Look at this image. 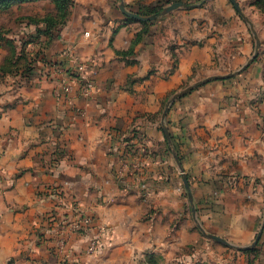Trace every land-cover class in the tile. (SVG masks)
<instances>
[{
	"label": "crops",
	"instance_id": "obj_1",
	"mask_svg": "<svg viewBox=\"0 0 264 264\" xmlns=\"http://www.w3.org/2000/svg\"><path fill=\"white\" fill-rule=\"evenodd\" d=\"M70 1L49 44L31 21L57 17L50 0L15 4L23 19L0 34V264L29 248L26 264H56L51 241L41 244L36 232L49 229L52 211L64 220L73 198L114 226L118 244L141 245L143 224L131 217H140L142 206L117 198L124 187L118 172L140 166L123 182L182 179L159 129L167 103L208 77L240 69L254 52V36L229 0H208L147 26L129 22L120 6L164 0ZM248 13L264 51V15L252 6ZM81 79L93 82L90 96L81 93ZM65 83L73 87L68 96ZM168 126L195 197L224 199L212 209V231L240 247L252 245L264 213V62L179 99ZM54 192L68 199L63 206L51 200ZM101 197L115 201L99 205ZM156 227L151 245L159 241ZM258 249L257 264H264V232Z\"/></svg>",
	"mask_w": 264,
	"mask_h": 264
},
{
	"label": "rangeland",
	"instance_id": "obj_2",
	"mask_svg": "<svg viewBox=\"0 0 264 264\" xmlns=\"http://www.w3.org/2000/svg\"><path fill=\"white\" fill-rule=\"evenodd\" d=\"M5 1L9 2L0 5V34L12 31V26L14 25V23H12L13 20L16 22L23 19L20 17L22 15L21 11H13L14 5L17 3H30L19 2L17 0ZM178 2H182L189 7H182L174 11L199 8L204 6L208 0H164L163 4L154 7H144L140 5L139 8L134 7L132 9H126L145 18L156 17L154 21H158L173 13L174 11L165 13V10ZM229 2L234 6L231 0H229ZM236 2L238 4V8H235L236 12L254 36V52L249 61L240 69L229 71L222 75L212 76L223 78L214 79L210 82L231 81L242 76L251 65L261 61L264 62V51L262 50L259 32L251 18L252 14L248 13L252 6L256 8L260 14L264 15V0H236ZM2 3L5 2L3 1ZM142 8H156L157 12L153 15L143 16L142 13H139V10ZM18 15L19 17L16 18ZM128 21L140 22L142 24L146 23L136 19ZM31 24L38 27L37 31H47V25L44 21H31ZM259 24L264 26V20L262 19ZM55 28L56 27L51 28V30ZM144 30L149 31L147 28ZM255 32L261 44L258 50ZM146 34H148V32ZM46 35H48L47 43L49 44L53 37L50 33ZM36 39L37 37L31 38L30 42H34ZM25 45L26 44H23L22 46L24 47ZM13 49L15 50V48ZM23 52L25 53L24 48L18 56V61L22 58ZM27 71L28 70H25V72ZM3 76H5V71H0V79ZM169 114L170 110L165 117L162 115L159 119V129L163 133L167 145V150L165 151L171 157L173 156V159L180 168V177L182 179L173 181L170 176L165 175L156 182L147 178H141L135 182H123L121 179L125 178V175H132L129 174L132 172V169L138 171L140 166H132L131 170L127 169L126 171H122L121 169V171L118 172L119 180H117V183L124 187L123 190L119 191L121 195L117 196V198L123 200L128 198L131 200L134 199L136 204L139 203L142 206L143 213L140 217H131L136 218L135 223L141 222L143 224V237L140 238L142 239L141 245L137 243V241L131 243L130 240L118 244L120 233H118V235L115 233L113 229L114 226H109L106 220H103L102 215L96 210H93V212L88 211L84 207L82 209L80 202L73 198L68 201L71 210L68 214H64V220L62 214L60 215L52 211L48 214L47 225L49 229L46 228L44 232L41 230L36 232V237H38L41 244L51 241L52 247H50L49 250L52 255L56 256V264H243V259L239 257L243 254L247 257V262L245 260V264H257L261 254L258 246L260 245L264 232V213L260 220L259 231L254 242L247 247H240L212 231V209L217 202H219L218 205H220L221 201L224 199L213 197L198 199L195 197V189H193L192 183L189 181L188 177L183 174L184 171L182 170L181 159L176 149L172 147V143H175V137L170 132L168 126ZM171 191H173V194H171ZM55 193L56 192L51 194V196H53L51 200H57V206H63L68 199L59 198V193L56 196ZM135 195H138V198L135 199ZM97 200L99 205H106L107 207L112 203V200L104 197L97 198ZM114 201L115 200H113V203ZM75 203L78 204L77 207H75ZM117 203L122 204L121 201ZM73 207H75V209H73L74 212L72 213ZM129 224H132V222L124 223L125 226ZM156 225L159 241L157 245L155 243L151 245V230ZM259 234H261V237L257 242ZM32 249L29 248L27 251H22L18 259H9L4 264H26V262H30V254L33 253ZM43 263L46 264L45 262Z\"/></svg>",
	"mask_w": 264,
	"mask_h": 264
},
{
	"label": "water",
	"instance_id": "obj_3",
	"mask_svg": "<svg viewBox=\"0 0 264 264\" xmlns=\"http://www.w3.org/2000/svg\"><path fill=\"white\" fill-rule=\"evenodd\" d=\"M231 2L233 3V5L235 6V8H238V4L236 2V0H231ZM182 7H186L188 8L189 6L188 5H185L184 3H175L171 6H169L168 8H166L165 10V13H170L176 9H179V8H182ZM120 9L122 11V13L124 15H126L127 17L129 18H133V19H136L138 21H141V22H150V21H154L156 19V17H148V18H145V17H142L141 15L139 14H136V13H132L130 11H128L125 7L124 4H122L120 6ZM255 34V38L257 40V50L259 49L260 47V41L258 39V36H256V32L254 33ZM220 78H223V77H211V78H208V79H205L203 81H200L190 87H188L187 89H185L184 91L180 92V93H177L168 103H167V106L165 108V111L163 113V117H165L167 115V113L169 112L170 110V107L179 99H181L182 97L186 96L187 94H189L190 92H192L195 88H198L206 83H209L210 81L214 80V79H220ZM261 237V234H259L258 238H257V242L259 241Z\"/></svg>",
	"mask_w": 264,
	"mask_h": 264
},
{
	"label": "trees",
	"instance_id": "obj_4",
	"mask_svg": "<svg viewBox=\"0 0 264 264\" xmlns=\"http://www.w3.org/2000/svg\"><path fill=\"white\" fill-rule=\"evenodd\" d=\"M5 3H2V2ZM19 2H31V1H37V0H17ZM52 3H54L56 5V8L58 10V15L56 18L53 17H48L44 20V22L47 25V31L46 34H49V31L51 30V28L57 27L61 24H64L65 20L67 19L68 16V12H69V6L71 1L70 0H50ZM9 1H5V0H0V5L2 4H6ZM157 9L155 8H146V9H141L139 10V13H142L143 16H148V15H153L154 13H156ZM128 20H133L128 18ZM148 24H145V26H147ZM148 31L144 30L143 34H146ZM140 38V36H139ZM2 70V69H0Z\"/></svg>",
	"mask_w": 264,
	"mask_h": 264
},
{
	"label": "built area",
	"instance_id": "obj_5",
	"mask_svg": "<svg viewBox=\"0 0 264 264\" xmlns=\"http://www.w3.org/2000/svg\"><path fill=\"white\" fill-rule=\"evenodd\" d=\"M64 55H68V53L66 52ZM80 83H81V93L84 96H90L93 93V91H94V84H93V82L90 81V80H87V79H81L80 80ZM63 89H64L65 94L67 96L70 95V93H72V91H73L72 85L67 84V83H65L63 85Z\"/></svg>",
	"mask_w": 264,
	"mask_h": 264
}]
</instances>
